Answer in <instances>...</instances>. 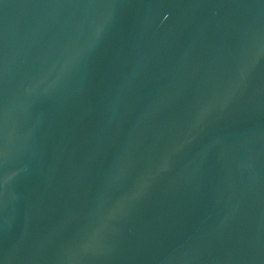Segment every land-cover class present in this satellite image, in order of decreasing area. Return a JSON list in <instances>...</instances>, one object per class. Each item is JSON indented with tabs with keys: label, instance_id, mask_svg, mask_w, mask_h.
Returning <instances> with one entry per match:
<instances>
[{
	"label": "water",
	"instance_id": "95a60500",
	"mask_svg": "<svg viewBox=\"0 0 264 264\" xmlns=\"http://www.w3.org/2000/svg\"><path fill=\"white\" fill-rule=\"evenodd\" d=\"M0 264H264V0H0Z\"/></svg>",
	"mask_w": 264,
	"mask_h": 264
}]
</instances>
